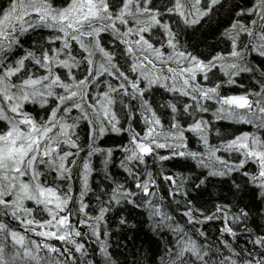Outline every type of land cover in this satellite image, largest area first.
<instances>
[{"label":"snow or ice","instance_id":"snow-or-ice-1","mask_svg":"<svg viewBox=\"0 0 264 264\" xmlns=\"http://www.w3.org/2000/svg\"><path fill=\"white\" fill-rule=\"evenodd\" d=\"M208 112L253 130L210 144ZM125 131L126 143H99ZM117 150L126 175L110 170ZM129 206L147 213L156 251H110ZM0 264H264V0L0 6Z\"/></svg>","mask_w":264,"mask_h":264},{"label":"trees","instance_id":"trees-1","mask_svg":"<svg viewBox=\"0 0 264 264\" xmlns=\"http://www.w3.org/2000/svg\"><path fill=\"white\" fill-rule=\"evenodd\" d=\"M7 5V0H0V6H6ZM39 38V32L36 34L30 35L26 39V45H31L32 41L35 39ZM211 42V40H210ZM259 58H257L258 62ZM240 80L241 83L247 87L249 84V80L245 79L243 77L237 78ZM244 88H241L239 84L236 85H224L222 88V93L223 94H240L244 91ZM157 99H159L157 97ZM212 104L213 108L216 107L213 102H209ZM203 117L206 120L210 121V134H209V143L213 145H219L221 142V139H230L234 137L235 135H239L240 133L244 131H252V126L244 123L242 121L238 120H232L227 118V113H222L221 116L223 118L221 119H214L212 112L208 113H202ZM127 123H124V127L127 128ZM137 130H139L142 127V124L140 122H137V124L133 125ZM218 130V131H217ZM83 134V133H82ZM128 132H122V133H107L105 137L101 138L99 143L101 144L102 147H110L113 145V143H121L127 142L128 139ZM189 137V147L194 149V150H199L203 151V145L197 142L196 137L192 135V133H186ZM164 152L165 150H161ZM223 154L225 156H228V153L221 152L218 153ZM237 155V154H233ZM122 153L120 150H117L115 152V163L109 165L110 170L112 173L116 174L117 176L121 175H126V173L123 172L122 169H119L117 167L119 159L121 158ZM177 160H180L181 163L183 162L182 158H176ZM93 164L96 167L97 171L93 172L92 175L90 176V185L92 186L93 190H95L96 185L100 183L103 180V172L100 171L102 165L100 164V157L99 156H94L92 158ZM166 168H170L171 171L173 172H178V171H184L186 172V169H183L179 166V164H173L172 161L167 162ZM255 168V165H251L249 170H252ZM235 175V174H234ZM161 182L162 178H161ZM104 183H108V181H104ZM229 184H231V180H229ZM74 192L78 193L80 189V182L79 180L74 181ZM166 187V186H165ZM214 194H220L221 191L226 193L227 187L225 186L223 190L221 189V186L218 184L215 189H212ZM250 195V194H249ZM86 200H91V203L93 206H95L96 201L94 197L90 194L89 197H86ZM174 207V205H173ZM89 211H92V208H89ZM178 218L180 217L179 213H174ZM114 213H109V216H113ZM124 215L128 217V224L121 227H118V221L112 224L111 231L109 233V239H108V244L110 245V251L114 253L118 252H126L128 250V247H130L133 243H135L137 246L143 244L145 248H148L149 245H151V250L156 251L157 248V240L160 238L157 237L156 235L153 234L150 225L148 223V215L143 209L139 208H133L132 206H129V209H126L124 211ZM75 221V218H73ZM181 222L183 223L184 220L181 219ZM216 223V227H219L218 222H213ZM259 223V221H257ZM206 229L209 230V232H213L214 229L212 228L211 223H206L203 225ZM31 235V234H29ZM134 237V239H133ZM49 242L55 243V244H60L61 242L55 239L50 240ZM86 246H89L90 250L92 248H96L97 245L95 244L94 241H89L85 240L84 241ZM241 243H243V240H241ZM92 258V257H89ZM96 259L99 260L100 257L97 255ZM131 259V257H129Z\"/></svg>","mask_w":264,"mask_h":264}]
</instances>
